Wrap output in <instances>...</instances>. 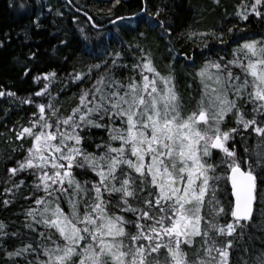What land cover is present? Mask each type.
<instances>
[{
  "label": "snow or ice",
  "instance_id": "6c2138e0",
  "mask_svg": "<svg viewBox=\"0 0 264 264\" xmlns=\"http://www.w3.org/2000/svg\"><path fill=\"white\" fill-rule=\"evenodd\" d=\"M239 8L241 20H264V0ZM164 12L152 15L171 37ZM197 36L227 43L223 32L187 38ZM233 40L232 59L207 60L195 73L200 86L189 110L174 69L163 74L140 43L129 44L140 55L127 77L117 75L129 68L123 50L71 74L77 82L97 76L68 113L52 95L54 71L34 78L40 90L27 99L0 90L35 106L14 134L19 147L26 139L29 146L9 169L10 196L0 200L12 204L25 185L17 178L28 174L25 199L34 206L24 212L27 232L0 221L3 264H233L237 241L251 239L253 228L264 232V36ZM91 128L107 134L94 148ZM252 138L256 150H237ZM244 252L242 264H264V250Z\"/></svg>",
  "mask_w": 264,
  "mask_h": 264
},
{
  "label": "trees",
  "instance_id": "16d2710c",
  "mask_svg": "<svg viewBox=\"0 0 264 264\" xmlns=\"http://www.w3.org/2000/svg\"><path fill=\"white\" fill-rule=\"evenodd\" d=\"M251 2L120 0L116 3V0H71L69 4L67 0H0V90L12 91L18 98L27 99L34 90H40L34 78L54 71L58 79L53 81L52 95L61 111L68 113L78 103L79 94L91 88L97 76L93 73L91 79L77 82L69 78L71 74L87 72L93 64L109 59L113 51L123 50L124 63L129 68L117 75L127 77L133 74L131 64L140 55L133 48L140 43L142 47L150 49L156 66L163 74H167L170 68L174 69L176 90L185 110H189L196 102L200 86L195 73L205 61L232 59V50L237 47L233 36L244 39L264 36V20L252 14L244 21L236 15L242 3ZM159 7L165 8L162 18L174 30L171 37L156 27L157 18L152 14ZM85 13L100 27L116 22L106 29L96 30ZM81 28L84 29L83 33ZM191 31L215 32L216 35L223 32V39L227 43L221 44L212 36L188 39ZM140 33H144V36ZM85 36L88 38L85 39ZM239 42L243 43V39ZM130 43L133 48H129ZM20 99L0 97V200L10 196L4 191L5 187L11 186L9 169L16 160L23 158L29 146L26 139L24 147H19L22 142L16 140L14 134L21 125H27L35 106L21 104ZM228 125L234 126V121L230 119ZM86 131L91 148H94L92 141L107 135L104 129L91 128ZM245 147L256 150L257 138L237 145V150L243 153ZM17 179H25V185L16 192L12 204L7 207L0 204V221L8 223L12 230L27 232L23 228L26 223L24 212L34 205L25 197L30 196L28 185L33 178L22 174ZM65 210H68L66 205ZM250 232L251 239L246 235L243 240L237 241L231 256L233 264H242L239 260L241 256L248 258L250 253L244 252L245 247H251L257 253L264 250L261 248L264 245V232L258 228ZM6 259L4 253L0 252V264Z\"/></svg>",
  "mask_w": 264,
  "mask_h": 264
},
{
  "label": "water",
  "instance_id": "95a60500",
  "mask_svg": "<svg viewBox=\"0 0 264 264\" xmlns=\"http://www.w3.org/2000/svg\"><path fill=\"white\" fill-rule=\"evenodd\" d=\"M68 1V3L70 4V2H69V0H67ZM87 17V19H88V15L86 16ZM88 21H89V23L92 25V27L94 28V29H96V30H102V29H106V28H108V27H110L112 24H114L115 22H112V23H110L109 25H107V26H104V27H100V26H96V27H94L93 25H95L94 23H93V20L91 19V20H89L88 19Z\"/></svg>",
  "mask_w": 264,
  "mask_h": 264
},
{
  "label": "bare ground",
  "instance_id": "6f19581e",
  "mask_svg": "<svg viewBox=\"0 0 264 264\" xmlns=\"http://www.w3.org/2000/svg\"><path fill=\"white\" fill-rule=\"evenodd\" d=\"M97 26V25H96Z\"/></svg>",
  "mask_w": 264,
  "mask_h": 264
}]
</instances>
